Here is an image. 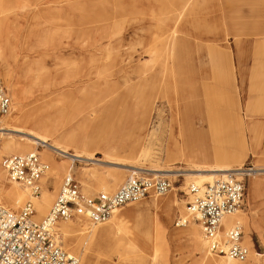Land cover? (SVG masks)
<instances>
[{"label":"rangeland","instance_id":"rangeland-1","mask_svg":"<svg viewBox=\"0 0 264 264\" xmlns=\"http://www.w3.org/2000/svg\"><path fill=\"white\" fill-rule=\"evenodd\" d=\"M193 3L192 9L179 22L181 31L170 74L165 78L160 74V80L157 77L158 83L155 85L154 81L148 82L142 78L145 72H141L140 66L155 64L157 70L162 69L158 60H151L153 53L142 51L150 45L160 44L153 38L157 32L163 31L158 27L161 25L159 9L163 0L0 1V10L3 9L5 14L12 12L15 24L0 33V68L13 106H17V101L11 84L29 96L25 100L28 116L37 114L36 107L41 105L35 96L43 88L31 81L33 64L36 62L45 68L47 80H62L65 68L60 65L54 50L61 46V40L73 42L80 35H99L97 29L102 27L105 32H113L109 38L102 39L104 44L110 43L113 49L110 54L113 58L109 60L122 54L127 57L131 53L133 64L139 66L123 65L119 68L120 65L111 63L107 67V74L113 87L105 88L99 82V76L95 75L93 66L88 61L82 62L74 66L72 73L78 81L77 90L72 91V101L65 103L56 94L44 98L47 104L50 101L48 106L52 108L48 112L52 117L57 114L55 106L61 107L64 103L68 106L60 117L55 116L61 121V126L57 127L64 133L75 129L76 141L88 142L87 151L94 154V160H73L70 154H63L51 146L53 141L38 143L35 149L12 152L5 144L13 142L14 145H21L33 138L26 133L27 128H33V125L15 121V111L9 113L11 116L0 117V126L8 120L14 125H26V129L21 131L11 126L0 129V160L13 153L37 151L50 165L43 179L51 207L66 172L53 167L41 152L50 154L58 165L64 163L70 166L88 196L101 192L113 193L133 175L161 177L171 182V189L161 196L166 200L173 194L177 196L179 202L170 210L146 205L151 201V195L139 203L119 207L128 213L131 230L137 227L145 231L151 225L152 218L165 224L166 229L160 224L150 226L158 258L151 255L154 243L140 233L138 238L147 253L145 259L132 253L137 248L132 247L129 241L133 236L131 234L113 248L109 244L91 245L87 239H79V252H72L63 246L78 259L86 255V264H192L194 261L198 264L203 253L192 250L188 242L175 239L173 232H182L191 224L176 226L177 219L189 213L188 203L192 195L186 181L190 173L203 172L195 169L198 164L210 168L216 163L214 152L218 156L231 154L228 158L217 156V159L229 161L234 167L258 171L245 176V198L240 208L244 220L240 223L243 226V243L246 244L244 240L247 235L251 241L248 245L250 253L244 264H263L264 257L255 259L252 255L264 253V169L254 170L264 168V121L248 116L245 103L251 83L250 73L260 56L257 48L264 38V0H195ZM48 28L51 33L46 37L50 43H44L43 37ZM137 41H144L145 48ZM115 70L118 73L114 74ZM75 103L78 107L73 108ZM212 120L216 123L215 127H219L216 132L215 127L211 126ZM253 127H258V132L253 131ZM153 128L158 130L157 137L150 139ZM239 131L244 133V139L238 137ZM147 145L150 156L141 154L142 148ZM72 152L73 148L70 149ZM160 167L171 169L165 174H172L156 176L158 171L154 168ZM92 170L95 176L90 174ZM116 177L121 179L118 184L114 182ZM255 179L263 182L259 193L252 186ZM51 180L55 181V185L50 186ZM83 180L92 184L90 192ZM6 182L7 185L12 184L8 179ZM31 196L30 193L24 204L30 199L34 201ZM137 208L142 211L138 215L135 211ZM46 215L36 219L41 220ZM72 220H76V217ZM88 224L83 222L82 226L86 228ZM127 230H124L125 233ZM61 240H64L63 234ZM210 256L218 257L213 253Z\"/></svg>","mask_w":264,"mask_h":264},{"label":"bare ground","instance_id":"bare-ground-1","mask_svg":"<svg viewBox=\"0 0 264 264\" xmlns=\"http://www.w3.org/2000/svg\"><path fill=\"white\" fill-rule=\"evenodd\" d=\"M114 1L122 2V0H114ZM194 1L195 0H163V4L159 9V14L161 15L159 18V22L161 23V25L158 26L163 31H161V33L157 32L156 36H154L153 38V40L156 43L157 41H160V44L150 45L145 50L144 49L146 46L145 42L137 41L139 42V45L142 44L143 46L144 50L142 52H148L151 54L153 53L154 57L152 56L151 60L152 61L154 60L155 62L158 60L160 63L159 66H162V69L157 70L155 64L150 66L141 65L140 66L142 67L141 72L143 71L145 72L142 78L146 79V81L148 82L154 81V84L157 85L158 83L157 77H159L160 74H162L164 78L166 75L168 76V74H170V69H171L170 66L174 61V54L176 52L178 34L181 31L179 29L180 26L179 22L186 16L188 10L193 6ZM7 11H10V9ZM0 12L4 13L3 9H1ZM11 16H12V12L7 14L4 13L0 15V33L2 31H7L8 28L14 24V19ZM52 28L55 27L53 26ZM100 28L97 29L96 32L99 35H95L92 33L88 35L84 34L83 37L82 35H80V37H76L75 38L76 40L73 42H71V40H67L68 42L65 41L63 42L61 40L60 47H56V48L52 47L56 52V57L58 58L60 65L65 68L62 74V80L60 81L54 79L47 80L45 77L47 74V72L44 70L45 68L36 62L33 64V69L30 70V75L32 77L31 81L35 85L37 84L43 86V88L41 89V93L35 96L39 100V105H41L40 107L38 106L36 107L37 109V110L35 109L37 112L36 115H31V116L27 115V111L25 108L26 107L25 100L29 96L26 95L24 91L18 90L15 84H11L13 96L17 101L16 103L17 106H13L14 109H12L13 113L15 111V113L17 114L15 117L16 119L15 121L17 122L19 121L21 122V124L32 123L33 128H29V129L27 128L26 133L32 136L33 138H29L28 141L24 142L23 144L21 143V145L18 144L14 145L13 142H9L5 144V147L7 149H11L12 152H21L30 148L35 149L36 148L35 145L38 143H49L50 141H53V143L50 144L51 146H53L57 151H60L63 154L64 153L70 154L69 156H71L73 160L76 159L94 160V154L87 151L88 142L76 141L74 136L75 129H72L70 132L64 133L60 131L57 127V125L61 126V121L59 120L60 115L63 114V112H65V110H67L68 108V106L65 103L67 101H72L71 99L72 91H76L78 87V83H77L78 81H76V75L72 76L74 66H79L80 63L88 61L93 66L95 75L99 76L100 78L99 82L101 83V85H105V88L113 87V85L111 84L112 80L109 79L108 77L109 75L107 74V72H109V69H107V67L111 63L115 62L114 63L115 65L116 64L117 66L120 65L119 68L123 65H130V67L132 66L134 68L139 67L138 65L136 66L133 64V56L131 53L128 54L127 57H125L126 54L124 55L122 54L119 57L116 56L114 60L110 61L109 58L110 59L113 58L110 57L111 56L110 54L113 53V49L109 45L110 43L104 44V42H102V39L107 37L109 38L111 35H113V32L110 30H107V32H105L103 31L102 27ZM49 29L50 28H48V30L44 34L42 41L44 43L48 41L46 34L51 33V30ZM69 37H71V35ZM46 43H50V42L48 41ZM65 54L67 55L64 56ZM115 73H118V71L115 70L114 74ZM223 74L225 75L224 72ZM96 87H98V89L101 88L100 86H96ZM51 94L53 95L56 94L57 95L56 97H58L60 100H64L65 102L64 105H62L61 107L55 106L56 107L55 110H57L56 115H59V117H55L56 115L52 117V115L48 112V109L50 111L51 110L50 108L52 107L48 106L50 104V101L48 100V104H47L44 98L49 97ZM76 107H78V104L75 103V105H73V108ZM45 111H47L48 114L47 113L44 114ZM8 116H11V114L9 115L7 114V117ZM5 122H6L5 125L0 126V129H6L8 128V126H11L13 129H19L20 131L26 129L25 128L26 125H16V124L14 125L13 123H10L9 120ZM211 126L212 127L216 126L215 121L213 120L211 121ZM218 128L219 127H215L214 131L216 132V129ZM252 129L253 131L258 132L259 128L253 127ZM157 131H158L157 129L153 128V130L150 133V139L157 137ZM239 134L240 135H238V137H240V139H244V133L242 131H239ZM72 148L74 152L70 153V149ZM41 154L45 159L49 160L53 165V167L57 168V170L65 171L66 173L72 170L70 166H67L64 163H62L61 165L56 164V162L54 161L53 157L50 154L43 152H41ZM141 154L144 156H150L149 145L144 146L142 148ZM214 156L216 159V163L211 165L210 168H206V165L203 166L198 164L197 165L198 168L195 169L203 172H196L189 174L191 176L188 177L186 182L189 184L190 187L192 185L203 186L207 183H212L215 180H217V178H225L229 172H237L239 174L246 172L251 174L258 173V171H245V169H243L241 166L234 167L232 164L229 163V161L217 159L218 155L215 152H214ZM230 156L231 154L225 153L218 157L228 158ZM263 169L264 168L259 167V168H255L254 170L260 171ZM154 170L158 171L157 173H155L156 176H162V175L168 176L172 174V173L165 174V172L167 171H172L171 169H167V168L162 169V167H160V168H154ZM136 171L134 170V172ZM91 173H93L95 176L94 170H92L90 174ZM7 179L12 183L11 185L6 184ZM120 180L121 179L119 177H116L114 179V182L118 184ZM83 183L85 184L86 189L89 190L90 192V188H92V184L86 180H83ZM262 183L263 182L260 179H255L253 181L252 186L254 187V190H256L258 193L259 191H261V188L263 187ZM42 184H43L42 195L38 197H33L38 212V215L37 216L35 215V218H39L40 216L46 215L49 212V208L51 207L50 195L45 186L44 179L42 180ZM19 185L20 184L13 182L9 178V175L6 169L3 167L2 161L0 160V206H4L7 208H18L23 206L27 198L30 197V193L28 191V188H24ZM51 185H55L54 180H51L50 186ZM152 195L154 194H151L150 196L152 197L151 201L145 203L146 205H149V207L151 208L154 207L156 209L170 210L174 205L178 204L179 202L175 194L171 195L168 200L161 197L163 194H156L155 196ZM143 200L144 199H141L139 201L130 202L128 204L132 205L133 203H139ZM182 210L184 209L182 208ZM135 211L137 212L136 215L142 212L140 208L135 209ZM168 216L170 215L168 214ZM236 220H238V222L244 220V213L240 209L234 213L225 215L222 218V227L224 228L231 227L232 225L235 224L234 222ZM262 220L264 221V216ZM83 222L89 223L86 228L82 226ZM190 222L191 224L188 225L187 228L182 232H177V233L173 232V237L175 239L184 240L188 242L190 246L193 248L192 250L200 251L203 253V256L198 261V264L199 263L229 264L231 260L227 255L216 254L218 255L217 258L210 256L212 252L209 247V242L203 236V232L199 223L193 219ZM156 224H160L163 227H165L164 223L162 222L158 223L155 221L154 218H152L151 225H149L145 231H140L137 227L135 228L132 227L131 230L129 229L128 213H124L122 211V208H117L114 210L112 217L104 223L94 224L86 216L80 213L76 215V220L59 221L57 224V228L59 231H61V234H63V239H64L62 242L63 246L67 247L72 252H79V247L81 246V244L79 243V239H83V240L87 239L91 245L109 244V246L113 248L115 247V244L117 242L121 243V240L126 239L125 238L126 235L131 234L133 236L131 237L132 239H129V241L131 242L132 247L137 248V250H133L132 253H134L135 256H138L141 259H145L147 253H145V251L142 248V244L140 243L138 234L140 233L141 235H144L147 239L151 241V243H154L153 232L150 230V226H155ZM125 229H128L126 233L124 231ZM244 242L246 243L245 245L247 246L251 244L248 235L245 236ZM152 245H153V251L151 255L153 258H158L157 247L155 246V243ZM252 256H255V259L256 258L259 259L258 257L261 258L264 257V253L257 252ZM86 259H87L86 255L81 256V258L79 259V262H81L80 264H86L85 263ZM245 262H243L242 264H244ZM192 264H196V262L194 261Z\"/></svg>","mask_w":264,"mask_h":264},{"label":"built area","instance_id":"built-area-1","mask_svg":"<svg viewBox=\"0 0 264 264\" xmlns=\"http://www.w3.org/2000/svg\"><path fill=\"white\" fill-rule=\"evenodd\" d=\"M12 109L13 101L0 68V117ZM2 165L9 178L28 188L32 197L41 195L42 179L50 165L37 151L6 155ZM248 174L229 172L225 178L212 183L192 185L189 213L176 221L178 227L186 226L192 219L197 221L211 252L227 255L229 264H242L250 252L242 241L240 222L222 227V218L239 210L244 203ZM171 186L168 179L133 175L113 193L88 196L70 170L64 175L56 199L43 219L35 218L37 209L32 199L18 210L0 206V264H79V259L62 245L57 228L59 221H70L81 213L94 224L104 223L115 209L152 193L166 194Z\"/></svg>","mask_w":264,"mask_h":264},{"label":"crops","instance_id":"crops-1","mask_svg":"<svg viewBox=\"0 0 264 264\" xmlns=\"http://www.w3.org/2000/svg\"><path fill=\"white\" fill-rule=\"evenodd\" d=\"M257 51L260 56L257 57L250 73L251 83L246 98L245 111L248 116L264 121V38L260 41Z\"/></svg>","mask_w":264,"mask_h":264}]
</instances>
